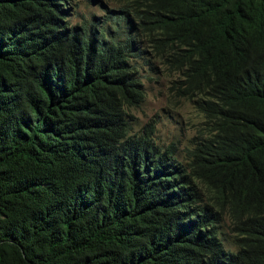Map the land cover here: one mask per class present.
<instances>
[{"label": "trees", "instance_id": "16d2710c", "mask_svg": "<svg viewBox=\"0 0 264 264\" xmlns=\"http://www.w3.org/2000/svg\"><path fill=\"white\" fill-rule=\"evenodd\" d=\"M112 2L0 0V264H264V0ZM154 62L184 160L132 129Z\"/></svg>", "mask_w": 264, "mask_h": 264}, {"label": "rangeland", "instance_id": "374dc122", "mask_svg": "<svg viewBox=\"0 0 264 264\" xmlns=\"http://www.w3.org/2000/svg\"><path fill=\"white\" fill-rule=\"evenodd\" d=\"M67 1L70 6L65 20L76 25L83 19H88L91 13H101L99 2L114 5L112 0ZM154 63L155 67L152 69L140 71L144 94L142 101L130 108L134 117L132 129L138 131L151 125L154 142L162 150L173 151L178 160H184L187 158V150L198 138L202 115L191 99L181 96L179 91L171 86L176 74L165 71L157 62ZM228 245L233 247L229 242Z\"/></svg>", "mask_w": 264, "mask_h": 264}, {"label": "clouds", "instance_id": "9594fccd", "mask_svg": "<svg viewBox=\"0 0 264 264\" xmlns=\"http://www.w3.org/2000/svg\"><path fill=\"white\" fill-rule=\"evenodd\" d=\"M258 2V0H256Z\"/></svg>", "mask_w": 264, "mask_h": 264}]
</instances>
